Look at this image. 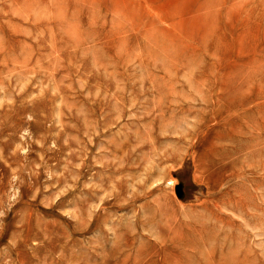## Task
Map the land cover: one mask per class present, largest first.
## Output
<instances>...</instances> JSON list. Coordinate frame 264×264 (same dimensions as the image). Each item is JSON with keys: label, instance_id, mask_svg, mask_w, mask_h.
Returning a JSON list of instances; mask_svg holds the SVG:
<instances>
[{"label": "rangeland", "instance_id": "1", "mask_svg": "<svg viewBox=\"0 0 264 264\" xmlns=\"http://www.w3.org/2000/svg\"><path fill=\"white\" fill-rule=\"evenodd\" d=\"M0 264H264V0H0Z\"/></svg>", "mask_w": 264, "mask_h": 264}]
</instances>
